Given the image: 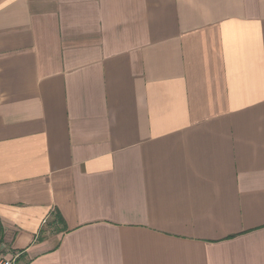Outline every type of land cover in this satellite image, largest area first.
Listing matches in <instances>:
<instances>
[{
    "label": "crops",
    "instance_id": "0c3cea01",
    "mask_svg": "<svg viewBox=\"0 0 264 264\" xmlns=\"http://www.w3.org/2000/svg\"><path fill=\"white\" fill-rule=\"evenodd\" d=\"M264 264V0H0V257Z\"/></svg>",
    "mask_w": 264,
    "mask_h": 264
},
{
    "label": "built area",
    "instance_id": "2783aa9c",
    "mask_svg": "<svg viewBox=\"0 0 264 264\" xmlns=\"http://www.w3.org/2000/svg\"><path fill=\"white\" fill-rule=\"evenodd\" d=\"M17 256L11 259L0 257V264H15L17 260Z\"/></svg>",
    "mask_w": 264,
    "mask_h": 264
}]
</instances>
